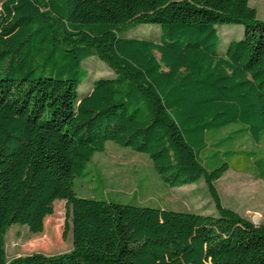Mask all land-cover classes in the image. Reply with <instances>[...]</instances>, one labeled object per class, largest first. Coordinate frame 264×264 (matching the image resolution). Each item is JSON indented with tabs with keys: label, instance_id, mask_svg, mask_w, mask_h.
Here are the masks:
<instances>
[{
	"label": "trees",
	"instance_id": "16d2710c",
	"mask_svg": "<svg viewBox=\"0 0 264 264\" xmlns=\"http://www.w3.org/2000/svg\"><path fill=\"white\" fill-rule=\"evenodd\" d=\"M232 23L244 36L219 54L218 26ZM148 24L160 42L122 36ZM93 56L116 76L79 97ZM238 135L264 143V21L250 0H5L0 264H264V225L215 188L229 170L264 182V152L234 149ZM109 142L148 156L170 188L203 177L216 215L78 197L75 181ZM55 200L72 203V249L8 261L10 209Z\"/></svg>",
	"mask_w": 264,
	"mask_h": 264
},
{
	"label": "rangeland",
	"instance_id": "374dc122",
	"mask_svg": "<svg viewBox=\"0 0 264 264\" xmlns=\"http://www.w3.org/2000/svg\"><path fill=\"white\" fill-rule=\"evenodd\" d=\"M4 1L0 0V10ZM250 6L256 9L258 19L264 21V0H250ZM244 31L245 27L236 23L218 26V53H225L230 42L241 40ZM122 36L160 42L161 30L153 24L141 25L124 30ZM83 67L87 78L79 86V97L87 95L96 80L116 76V73L96 56L85 61ZM237 129H240V126H231L213 135L211 139L224 137ZM232 147L264 152V143L256 146L245 135H238ZM224 149H228V146ZM218 164L214 160H207L208 169H214ZM87 172L86 177L77 179L74 183V192L78 197L216 215L214 200L203 177L192 185L170 188L154 170L148 156L111 142L107 143L105 152L95 154ZM215 188L224 207L233 209L257 226L264 225L263 181H257L250 174L229 170L215 182ZM15 202L17 203L12 201ZM54 202L52 205L22 203L10 209L5 236L8 261L36 253L52 256L72 249V203L67 200Z\"/></svg>",
	"mask_w": 264,
	"mask_h": 264
},
{
	"label": "crops",
	"instance_id": "0c3cea01",
	"mask_svg": "<svg viewBox=\"0 0 264 264\" xmlns=\"http://www.w3.org/2000/svg\"><path fill=\"white\" fill-rule=\"evenodd\" d=\"M258 181V180H257ZM233 210V209H232ZM234 211V210H233ZM236 212V211H235Z\"/></svg>",
	"mask_w": 264,
	"mask_h": 264
}]
</instances>
